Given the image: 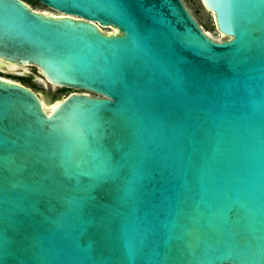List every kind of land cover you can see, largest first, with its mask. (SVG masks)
<instances>
[{
	"label": "water",
	"instance_id": "1",
	"mask_svg": "<svg viewBox=\"0 0 264 264\" xmlns=\"http://www.w3.org/2000/svg\"><path fill=\"white\" fill-rule=\"evenodd\" d=\"M34 1L63 16L0 0L47 87L0 77V264H264V0H202L223 41L181 0Z\"/></svg>",
	"mask_w": 264,
	"mask_h": 264
},
{
	"label": "rangeland",
	"instance_id": "2",
	"mask_svg": "<svg viewBox=\"0 0 264 264\" xmlns=\"http://www.w3.org/2000/svg\"><path fill=\"white\" fill-rule=\"evenodd\" d=\"M25 2L32 10L36 12H41L47 15H52L54 17L62 16L60 13L55 12L47 7L42 6L38 2H35L34 0H22ZM184 4V7L187 9V11L190 13V15L193 17V19L196 21L198 26L202 29V31L207 34L211 39L215 41H223L227 39L225 36L222 37L221 34H219L216 31L214 20L212 14L206 10L202 4V0H181ZM102 32L106 33H115V30H112V28H106L103 29ZM0 77L17 82L19 84H22L31 90L35 91L39 97L42 96V93L46 92V84L39 78L35 77L30 71L27 69H19L8 66L4 67V65L0 64ZM17 77H23L27 80V82L20 81ZM52 90L54 93L59 94L62 97H66L71 93H84L89 96H95L94 94L85 92V91H76V90H70L60 87H52ZM42 101V100H41ZM43 102V101H42ZM46 107V103L43 102ZM48 111V113L51 112Z\"/></svg>",
	"mask_w": 264,
	"mask_h": 264
},
{
	"label": "bare ground",
	"instance_id": "3",
	"mask_svg": "<svg viewBox=\"0 0 264 264\" xmlns=\"http://www.w3.org/2000/svg\"><path fill=\"white\" fill-rule=\"evenodd\" d=\"M43 15H47V14H44V13H42ZM62 15V14H61ZM47 16H50V17H54V16H52V15H47ZM63 16V15H62ZM62 16H58V17H62ZM56 18V17H55ZM103 29H100V31H102ZM112 30H115V33H106V35H109V34H112V35H115V34H117L118 33V31L116 30V29H112ZM104 33V32H103ZM222 37H224V35H221ZM0 64H2V65H4V63H3V61H1L0 60ZM10 67H12V69H14V68H18L15 64H11V65H9ZM51 87H55V86H51ZM87 95V94H86ZM88 96V95H87ZM42 102V101H41ZM58 103H55L54 105H52L51 107H46L45 106V104H43V102H42V108L44 109V111H46V113L48 114V111H50V109H55V107H56V105H57ZM47 106H50V105H48V104H46ZM52 111V110H51Z\"/></svg>",
	"mask_w": 264,
	"mask_h": 264
},
{
	"label": "trees",
	"instance_id": "4",
	"mask_svg": "<svg viewBox=\"0 0 264 264\" xmlns=\"http://www.w3.org/2000/svg\"><path fill=\"white\" fill-rule=\"evenodd\" d=\"M2 78V77H1ZM20 81L27 82V80L23 77H17ZM4 79V78H3ZM7 80V79H6Z\"/></svg>",
	"mask_w": 264,
	"mask_h": 264
}]
</instances>
